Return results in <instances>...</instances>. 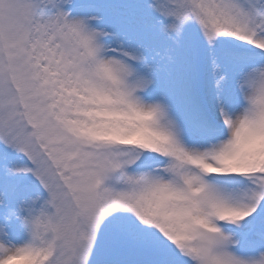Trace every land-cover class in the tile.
Returning a JSON list of instances; mask_svg holds the SVG:
<instances>
[{"label":"snow or ice","instance_id":"obj_1","mask_svg":"<svg viewBox=\"0 0 264 264\" xmlns=\"http://www.w3.org/2000/svg\"><path fill=\"white\" fill-rule=\"evenodd\" d=\"M0 264H264V0H0Z\"/></svg>","mask_w":264,"mask_h":264}]
</instances>
